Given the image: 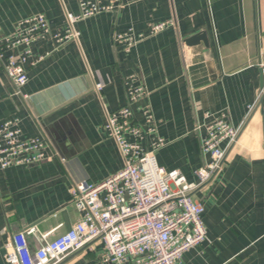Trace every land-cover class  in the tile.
Masks as SVG:
<instances>
[{
  "label": "crops",
  "instance_id": "0c3cea01",
  "mask_svg": "<svg viewBox=\"0 0 264 264\" xmlns=\"http://www.w3.org/2000/svg\"><path fill=\"white\" fill-rule=\"evenodd\" d=\"M77 10L78 0H0V31L8 34L42 12L56 30ZM161 21L172 24L148 35ZM128 28L147 36L125 52L113 36ZM75 29L77 40L57 49L36 43L35 51L48 54L28 67L20 94L0 63V124L19 119L24 138L46 139L56 153L0 170V264H8L5 245L13 233L35 226L52 238L74 225L75 183L95 184L121 169L122 155L104 125L108 113L127 104L129 77L147 90L131 104L134 116L141 122L146 105L155 116L156 134L147 141L165 140L157 164L189 182L209 161L201 149L205 125L225 112L239 131L222 170L192 193L203 205L208 238L180 264H264V0H138L80 20ZM199 32L207 45L184 43ZM27 238L34 249L37 239ZM101 251L94 241L58 264H105Z\"/></svg>",
  "mask_w": 264,
  "mask_h": 264
},
{
  "label": "built area",
  "instance_id": "2783aa9c",
  "mask_svg": "<svg viewBox=\"0 0 264 264\" xmlns=\"http://www.w3.org/2000/svg\"><path fill=\"white\" fill-rule=\"evenodd\" d=\"M134 1L138 0H78L76 14L67 12L66 24L59 29H53L42 12L26 16L8 34L0 31V63L15 86V93L20 94L27 82L28 67L40 63L48 54L35 51L36 43L48 41L57 49L77 40L80 33L75 29L76 22ZM170 24L171 21L152 24L148 35L161 32ZM146 36L128 28L115 33L113 40L128 52ZM130 78L127 104L108 113L104 125L122 155L123 166L95 184L83 180L73 185L70 198L79 218L63 234L49 238L50 232H39L35 226L13 233L5 245L8 264H58L99 240L105 264H180L185 252L208 238L203 205L192 193L222 170L228 147L239 131L225 112L205 125L201 149L209 161L194 171L196 181L189 182L180 171L157 164L155 153L165 140L154 135L147 141L149 135L156 134L155 116L148 105L141 108V122L134 116L131 104L141 100L147 90L143 84H133ZM102 86L96 84L98 90ZM223 143L226 146L222 147ZM48 148L46 139L24 138L17 118L0 124V170L50 160L56 153ZM30 234L37 239L34 249L27 238Z\"/></svg>",
  "mask_w": 264,
  "mask_h": 264
},
{
  "label": "water",
  "instance_id": "95a60500",
  "mask_svg": "<svg viewBox=\"0 0 264 264\" xmlns=\"http://www.w3.org/2000/svg\"><path fill=\"white\" fill-rule=\"evenodd\" d=\"M200 39L204 40V44L207 45V37L205 32H199L195 36L185 39L184 43L188 45H193L196 44V42H198V40Z\"/></svg>",
  "mask_w": 264,
  "mask_h": 264
}]
</instances>
